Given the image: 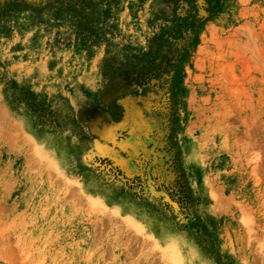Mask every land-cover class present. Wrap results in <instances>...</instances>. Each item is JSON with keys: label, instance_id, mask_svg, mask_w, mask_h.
<instances>
[{"label": "rangeland", "instance_id": "obj_1", "mask_svg": "<svg viewBox=\"0 0 264 264\" xmlns=\"http://www.w3.org/2000/svg\"><path fill=\"white\" fill-rule=\"evenodd\" d=\"M196 4L0 0V264H264V0Z\"/></svg>", "mask_w": 264, "mask_h": 264}, {"label": "trees", "instance_id": "obj_2", "mask_svg": "<svg viewBox=\"0 0 264 264\" xmlns=\"http://www.w3.org/2000/svg\"><path fill=\"white\" fill-rule=\"evenodd\" d=\"M197 0H174L177 4V7H180V11L183 12L185 9V13H177L172 18L169 25L164 27L157 38L161 40V43H166L170 47L178 46L181 41L194 31L198 15L195 11H197ZM204 2V10L211 14L213 13L221 4L222 0H203ZM2 15V14H1Z\"/></svg>", "mask_w": 264, "mask_h": 264}, {"label": "bare ground", "instance_id": "obj_3", "mask_svg": "<svg viewBox=\"0 0 264 264\" xmlns=\"http://www.w3.org/2000/svg\"><path fill=\"white\" fill-rule=\"evenodd\" d=\"M169 250V257L173 260L174 263L179 264L180 263V256L175 250V247H170ZM168 254V253H167Z\"/></svg>", "mask_w": 264, "mask_h": 264}]
</instances>
